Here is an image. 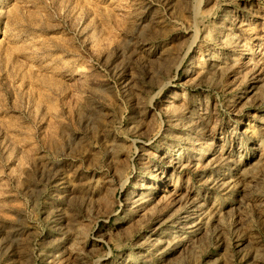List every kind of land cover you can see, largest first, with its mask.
I'll list each match as a JSON object with an SVG mask.
<instances>
[{"label":"rangeland","instance_id":"obj_1","mask_svg":"<svg viewBox=\"0 0 264 264\" xmlns=\"http://www.w3.org/2000/svg\"><path fill=\"white\" fill-rule=\"evenodd\" d=\"M0 264H264V0H0Z\"/></svg>","mask_w":264,"mask_h":264},{"label":"bare ground","instance_id":"obj_2","mask_svg":"<svg viewBox=\"0 0 264 264\" xmlns=\"http://www.w3.org/2000/svg\"><path fill=\"white\" fill-rule=\"evenodd\" d=\"M194 218V219H193ZM196 219H199L198 221H196ZM187 222H184V227L185 228H189L192 230V232L194 231H198L200 230L203 226H202V222H203V218H202V215H189L186 217L185 219ZM191 220H194L193 223H191ZM186 233V232H185ZM184 233V234H185Z\"/></svg>","mask_w":264,"mask_h":264}]
</instances>
